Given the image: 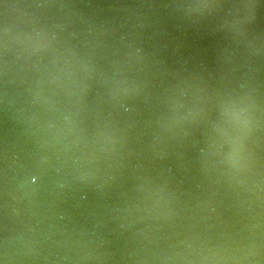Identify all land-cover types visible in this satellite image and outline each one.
<instances>
[{"label":"water","instance_id":"water-1","mask_svg":"<svg viewBox=\"0 0 264 264\" xmlns=\"http://www.w3.org/2000/svg\"><path fill=\"white\" fill-rule=\"evenodd\" d=\"M0 264H264V0H0Z\"/></svg>","mask_w":264,"mask_h":264}]
</instances>
